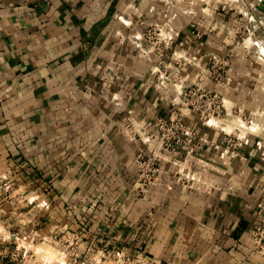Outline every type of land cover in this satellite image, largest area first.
Masks as SVG:
<instances>
[{
	"label": "crops",
	"instance_id": "obj_1",
	"mask_svg": "<svg viewBox=\"0 0 264 264\" xmlns=\"http://www.w3.org/2000/svg\"><path fill=\"white\" fill-rule=\"evenodd\" d=\"M226 3L0 0V264L21 255L113 264L114 251L161 264H264L253 243L264 231V164L242 169L262 175L243 188L237 167L221 162L207 192L176 180L189 174L186 151L167 153L145 198L131 193L135 158L160 150L155 120L175 111L177 85L259 77L258 58L235 43L250 28L264 41L263 24L237 20L264 19V0ZM229 56L230 68L210 70ZM47 244L60 253H39Z\"/></svg>",
	"mask_w": 264,
	"mask_h": 264
},
{
	"label": "rangeland",
	"instance_id": "obj_2",
	"mask_svg": "<svg viewBox=\"0 0 264 264\" xmlns=\"http://www.w3.org/2000/svg\"><path fill=\"white\" fill-rule=\"evenodd\" d=\"M217 1L227 2V6L230 7L232 4L233 6L236 5L238 0ZM243 2V5L247 4L245 1ZM228 20L226 19L225 22L227 23ZM237 20L247 27L264 25V19L242 13ZM252 29L250 28L245 32L244 29L238 30L235 43L238 45L236 54L246 52L247 56H245L249 61L253 55L258 58L261 70V73H256L258 78L252 80L248 75L249 79H246L245 74H240L239 77L237 73L235 75L239 78L237 76L234 78L225 77L226 74L224 73L222 78L217 81V88L212 86V81H205L206 84L204 81H199L190 86L177 85L181 91L179 103L167 119L177 123L179 120H183L181 124H184V131L173 128L170 135L175 137L188 135L189 142L186 143V150H183L181 147L184 145L180 144L174 147V152L186 151L187 158L184 159V165L188 168L189 174L184 176L175 172V178L178 182L188 185L192 189L207 190V192L210 191L209 189L213 190L216 178L214 177L209 181L208 175H213L216 167H220L221 162H228L237 167L238 170L234 173L233 178L236 177L240 187L246 185L247 180L249 184H254L262 177L261 173L249 177L246 174L243 175L242 171L245 167L261 169L264 164V41L262 30ZM157 36L152 31L148 33L146 39L148 42H156L157 40H151V38ZM226 59L230 60V56L225 58V62H216L213 59L209 65L210 70L212 71L214 67H219L222 70L230 68L231 64L227 63L228 60ZM248 65L250 68V64ZM168 80L169 84L170 82L176 84L175 79ZM186 120L190 123L187 124ZM215 135L218 140H215ZM220 169L224 168L221 167ZM219 172H221L219 174L224 173ZM224 174L226 175L222 174L223 180L227 184L230 173L229 175ZM38 248L40 249V246L35 247L36 250ZM42 248L53 255L51 258L60 253L53 244L44 245ZM41 250L39 253L43 254ZM25 261L23 255L17 259L19 264H24ZM44 261L46 264L54 263V259L50 262Z\"/></svg>",
	"mask_w": 264,
	"mask_h": 264
},
{
	"label": "built area",
	"instance_id": "obj_3",
	"mask_svg": "<svg viewBox=\"0 0 264 264\" xmlns=\"http://www.w3.org/2000/svg\"><path fill=\"white\" fill-rule=\"evenodd\" d=\"M263 1V0H260ZM152 32V31H150ZM157 40L156 37H152L151 40ZM217 62V61H216ZM178 111H180L178 109ZM157 133L160 139V150L158 153L152 152L150 156H146L143 152H140L135 158V165L139 170L138 180L131 187V193L138 198H145V187L149 185L157 176L159 166L161 163V155L174 152V147L180 144H186L189 142L188 135L171 136L170 132L174 128L175 130H183V120L173 122L172 120L164 118H156ZM150 137H155V134H151ZM58 244H62L60 241ZM253 243L257 251L264 252V231L257 230L253 233ZM107 256L113 261V264H161L155 259L148 256L130 257L122 253V251H114L108 253Z\"/></svg>",
	"mask_w": 264,
	"mask_h": 264
},
{
	"label": "bare ground",
	"instance_id": "obj_4",
	"mask_svg": "<svg viewBox=\"0 0 264 264\" xmlns=\"http://www.w3.org/2000/svg\"><path fill=\"white\" fill-rule=\"evenodd\" d=\"M41 251L43 252V254H47V255L49 254V252H47V251L44 250V249H42Z\"/></svg>",
	"mask_w": 264,
	"mask_h": 264
}]
</instances>
